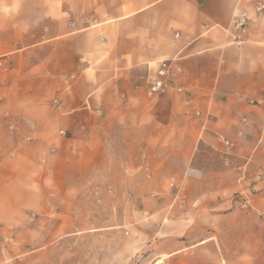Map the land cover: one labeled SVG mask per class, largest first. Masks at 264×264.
Here are the masks:
<instances>
[{"label":"crops","instance_id":"0c3cea01","mask_svg":"<svg viewBox=\"0 0 264 264\" xmlns=\"http://www.w3.org/2000/svg\"><path fill=\"white\" fill-rule=\"evenodd\" d=\"M255 1L0 0V235L34 237L25 231L44 211L42 182L70 195L72 182L120 178L140 212L157 217L148 264H264V219L230 201L264 194ZM239 10L250 20L238 47L227 30ZM161 61L172 76L149 99Z\"/></svg>","mask_w":264,"mask_h":264},{"label":"rangeland","instance_id":"374dc122","mask_svg":"<svg viewBox=\"0 0 264 264\" xmlns=\"http://www.w3.org/2000/svg\"><path fill=\"white\" fill-rule=\"evenodd\" d=\"M41 187L44 211L35 212L37 227L30 222L24 230L25 236L34 231V237L24 243L20 229L4 230L13 241L0 249V264H148L157 217L140 212L141 200L132 198L120 178L72 182L70 195L54 193L47 182ZM34 210L29 202L28 219Z\"/></svg>","mask_w":264,"mask_h":264},{"label":"built area","instance_id":"2783aa9c","mask_svg":"<svg viewBox=\"0 0 264 264\" xmlns=\"http://www.w3.org/2000/svg\"><path fill=\"white\" fill-rule=\"evenodd\" d=\"M252 12L255 15H264V0H256L252 6ZM250 20L249 14L247 11L239 10L233 17L231 27L227 30V33L235 46H241L242 40L240 39L239 32L244 29ZM172 76L170 62L161 61L157 68L155 78L148 83V86L145 90V95L147 98L152 99L163 92L166 85L168 84ZM178 91H181L178 89ZM249 104H254L252 101ZM223 145L228 153H231L235 149V144L229 141L224 140ZM235 171L238 173V181L242 182L246 179L248 173V163L235 166ZM263 176V175H262ZM169 188L174 191L173 200L179 201L181 203L180 208L184 209L185 205L183 203L184 199L180 196V190L177 187L175 179L169 181ZM261 196H260V195ZM260 199V209L255 208V200L257 197ZM230 201L233 205V209L239 212H248L255 211L259 218L264 219V194L262 190L251 191V192H240L235 193L230 198ZM12 240L6 236L0 235V249H5Z\"/></svg>","mask_w":264,"mask_h":264}]
</instances>
